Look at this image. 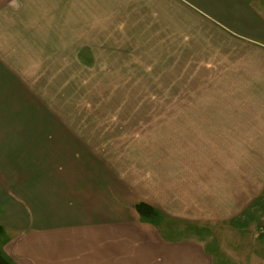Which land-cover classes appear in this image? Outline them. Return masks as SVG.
<instances>
[{"label":"crops","instance_id":"crops-1","mask_svg":"<svg viewBox=\"0 0 264 264\" xmlns=\"http://www.w3.org/2000/svg\"><path fill=\"white\" fill-rule=\"evenodd\" d=\"M161 2L233 41L227 58L202 65V105L171 107L175 121L159 126L165 133L153 134L146 155L111 149L105 128L84 139L74 124L0 121V248L13 264H214L203 241L176 236L186 227L171 221L215 224L262 210L264 0H0V115L24 114L10 106L24 61L40 67L41 52L62 50L67 35L76 52L97 50L99 36L105 49L113 34L144 35ZM80 35L91 38L80 45ZM20 146L30 150L18 162L8 155ZM138 201L168 219L140 220ZM256 226L264 240V221Z\"/></svg>","mask_w":264,"mask_h":264},{"label":"rangeland","instance_id":"rangeland-1","mask_svg":"<svg viewBox=\"0 0 264 264\" xmlns=\"http://www.w3.org/2000/svg\"><path fill=\"white\" fill-rule=\"evenodd\" d=\"M169 8L161 2L160 12H154L160 13V18L155 17L153 22L146 19L145 25L139 28L144 30V35L113 34L105 49L99 36L97 50L78 52L70 48L71 36L67 35L62 50L41 52L40 67L32 66L31 59L24 61L23 73L16 77L14 89L10 88L18 96L12 100L11 108L24 114L0 115V121L10 119L17 123L25 119L31 129L38 128L39 123L74 124L84 139L88 131L100 133L98 129L105 128L110 130L112 140L117 141V144L111 143V149L130 155L153 153V134L164 135L159 126L175 121L170 108L199 109L201 81L206 75L201 76V71L208 69L202 65L211 59L227 58L233 44L219 37L212 25L200 21L194 14L189 17L180 7ZM148 11L151 9L146 7L145 13ZM88 38L91 36L80 35L79 44L83 45ZM215 68L210 66L209 70L216 73ZM24 78L27 81H21ZM18 91L24 92L25 98H19ZM22 149V146L16 147L8 156L24 161L23 152L27 154L30 147ZM7 152L0 147V154L7 155ZM1 161L3 170L5 163ZM260 221H264V205L257 217H251L247 211L240 219L223 223L196 226L175 220L171 223L175 228H187V232L176 236L202 240L214 255V264H258L251 262L254 255H259L263 264L264 240L257 238L256 226Z\"/></svg>","mask_w":264,"mask_h":264},{"label":"trees","instance_id":"trees-1","mask_svg":"<svg viewBox=\"0 0 264 264\" xmlns=\"http://www.w3.org/2000/svg\"><path fill=\"white\" fill-rule=\"evenodd\" d=\"M134 209L138 213L140 220L151 223L155 226L159 225V223L168 219L158 209L142 201L136 202L134 204ZM1 232H2V227L0 226V233ZM0 264H13L3 254L1 248H0Z\"/></svg>","mask_w":264,"mask_h":264}]
</instances>
